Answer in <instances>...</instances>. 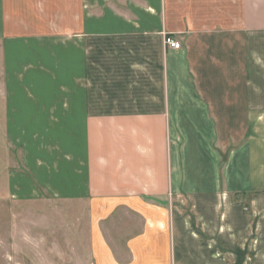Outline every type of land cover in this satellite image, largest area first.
<instances>
[{"label":"crops","instance_id":"0c3cea01","mask_svg":"<svg viewBox=\"0 0 264 264\" xmlns=\"http://www.w3.org/2000/svg\"><path fill=\"white\" fill-rule=\"evenodd\" d=\"M0 125V264H264V0H0Z\"/></svg>","mask_w":264,"mask_h":264},{"label":"built area","instance_id":"2783aa9c","mask_svg":"<svg viewBox=\"0 0 264 264\" xmlns=\"http://www.w3.org/2000/svg\"><path fill=\"white\" fill-rule=\"evenodd\" d=\"M163 44L167 49L172 51H177L180 49V44L169 36L164 37Z\"/></svg>","mask_w":264,"mask_h":264},{"label":"rangeland","instance_id":"374dc122","mask_svg":"<svg viewBox=\"0 0 264 264\" xmlns=\"http://www.w3.org/2000/svg\"><path fill=\"white\" fill-rule=\"evenodd\" d=\"M4 135H3V126L0 125V146H4ZM3 153V152H2Z\"/></svg>","mask_w":264,"mask_h":264}]
</instances>
